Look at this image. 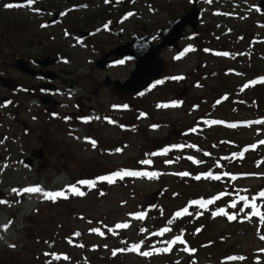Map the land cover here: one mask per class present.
<instances>
[{
    "label": "rangeland",
    "instance_id": "obj_1",
    "mask_svg": "<svg viewBox=\"0 0 264 264\" xmlns=\"http://www.w3.org/2000/svg\"><path fill=\"white\" fill-rule=\"evenodd\" d=\"M20 1L0 0V264H264V89L248 90L264 73L262 0ZM194 2L198 27L179 55L161 51L164 71L145 93L115 86L132 60L97 67L134 35L158 42ZM52 13L63 21L47 23ZM38 40L59 61L46 67L59 76L54 94L13 64ZM242 144L256 146L241 154Z\"/></svg>",
    "mask_w": 264,
    "mask_h": 264
},
{
    "label": "water",
    "instance_id": "obj_2",
    "mask_svg": "<svg viewBox=\"0 0 264 264\" xmlns=\"http://www.w3.org/2000/svg\"><path fill=\"white\" fill-rule=\"evenodd\" d=\"M264 6V0L259 4V8ZM202 10L194 2L192 8L183 16H180L169 23L168 26L160 28L157 33L161 37V42L154 44L152 38L146 35H135L131 40L116 46L110 53L112 57L99 58L96 65L99 69H105L109 63H114L118 59L133 60L134 67L128 78L117 81L116 88L123 94L140 95L146 92L164 71L165 60L162 57L161 50L164 48L175 49L179 47V41L184 37L187 28L196 29L199 25ZM61 17L58 14L53 20ZM90 33H87L89 36ZM178 48L177 53H181ZM21 72L30 76H35L37 71L24 59H18L14 64ZM44 67L49 63L42 64ZM39 153L33 150L35 157ZM32 157L25 159L29 165L32 164ZM158 193V192H156Z\"/></svg>",
    "mask_w": 264,
    "mask_h": 264
},
{
    "label": "flooded vegetation",
    "instance_id": "obj_3",
    "mask_svg": "<svg viewBox=\"0 0 264 264\" xmlns=\"http://www.w3.org/2000/svg\"><path fill=\"white\" fill-rule=\"evenodd\" d=\"M26 2L27 1H24V2H21V3H26ZM43 10H44V12H47L48 11V7L43 6ZM54 14L52 13L51 15H49V18L47 19V23H49V24H55V23H59V22H62L63 21V17L65 16L64 14H62V18L61 17L58 18L57 21H55V22L51 21L59 13L58 14H55V15ZM110 26L111 25H107V27H110ZM149 37L152 38V41L155 44H158L161 41V39L159 38L158 42H155L154 41V38L152 36H149ZM44 44L45 43L42 40H38L37 45L41 49L40 50H36L35 51V55L29 56L27 58L29 60H31V59L34 60L35 65H36V68L32 65V63L29 60H26V58H22V59H24L25 61H27L37 71V74L35 76H32V78H35V79L38 80L39 91H42L44 93L51 92V94H54V93H57V91H59V88H58L57 84L54 83L53 81H56L57 80V77H59V76H58V74L56 72H54L50 68L44 67L42 64H44V63L47 62L49 64H52L51 66H54L55 64H58L59 61L57 59L53 58V56L51 55V52L45 48V45ZM118 45H116V46H118ZM116 46H114L109 51H107L104 54H102L99 58H106V57L110 58V57H112V54L110 52ZM99 58H97V59H99ZM18 59L19 58H17L13 64H15ZM118 61H120V60H118ZM118 61H116L114 63H109V64L110 65H112V64L114 65V64L118 63ZM27 76H28V74H27ZM106 79H107V81L109 80L108 77Z\"/></svg>",
    "mask_w": 264,
    "mask_h": 264
},
{
    "label": "trees",
    "instance_id": "obj_4",
    "mask_svg": "<svg viewBox=\"0 0 264 264\" xmlns=\"http://www.w3.org/2000/svg\"><path fill=\"white\" fill-rule=\"evenodd\" d=\"M111 10V9H110ZM103 11V13L102 12H100L101 14V17H100V15H99V17H100V19H102V20H104V19H111V18H113V16H112V14L110 15V14H108V11L107 10H102ZM99 14V13H98ZM250 33V31H239L237 34H238V36H240V35H242V36H240V38L241 39H243V35L244 34H246V37L249 39V43H250V45H251V50H253L252 48L254 47V45H255V47L256 48H258L257 46H258V42H259V39H258V37L257 36H255V34L254 33H252V34H249ZM231 49H233L237 54H239V57L238 58H240V55H241V48L238 46V45H235L234 47H232ZM228 53L229 52H226V51H223V54L226 56V55H228ZM249 56H250V59L252 58L251 56H252V52L251 51H249ZM253 81V80H252ZM249 85V92H251L252 94H255V93H258V92H260V91H262L263 89H264V73L262 74V79L261 80H254L253 82H249L248 83ZM225 101V99L224 100H221L220 102H224ZM258 116H257V118H255V123H258L257 125H259L258 127V131L259 130H261V129H263L264 128V117H262V115L264 116V110H261V109H259L258 110ZM225 121H227V120H225ZM258 121V122H257ZM248 122H250V119L248 120ZM251 122H253L252 120H251ZM251 125V124H250ZM232 128H235V127H232ZM227 130H232L231 128H226ZM260 139H262V144L263 145H258V147H263V151H264V136H262V138H260ZM194 146V145H193ZM256 145H248V146H246L245 144H242L241 146H240V149H239V152L241 153V154H245L246 153V151L248 152V151H252V149H253V147H255ZM256 149V148H255ZM255 156V153H252V156L251 157H249V160H247L246 162H249L253 157ZM252 161V160H251ZM247 167H250L249 166V163H247ZM217 176L218 175H221V174H216ZM252 175V172H247V174H246V177H252L251 176ZM221 179H217V180H215V182H212L214 185H215V187L217 188V189H221L222 187H223V182L222 181H220ZM222 197V196H221ZM221 197H219L218 199H216V200H214V201H212V203H214V202H220L221 200ZM193 199H195V198H192V199H190V201H192ZM194 207V206H193ZM189 213V210H188V212L186 213V214H188ZM185 214V215H186ZM185 215H183V216H181V217H178L177 218V220H174L171 224H169L170 225V227H172L173 229L172 230H174V231H177L179 228H180V220H182L184 217H185ZM169 228V227H168ZM199 230H200V232L202 231V229L201 228H198ZM177 233V232H176ZM178 237H180V236H178ZM184 239V238H183ZM185 241V240H184Z\"/></svg>",
    "mask_w": 264,
    "mask_h": 264
},
{
    "label": "snow or ice",
    "instance_id": "obj_5",
    "mask_svg": "<svg viewBox=\"0 0 264 264\" xmlns=\"http://www.w3.org/2000/svg\"><path fill=\"white\" fill-rule=\"evenodd\" d=\"M27 3L29 5H31L32 3H34V0H27ZM6 7H12V5H6ZM126 107V106H125ZM144 163H149V161H145ZM134 174V173H133ZM185 175H187V173H185ZM199 178V177H197ZM100 179H107L106 177H101ZM81 183H88L86 181H81ZM13 191H16L15 189H13ZM23 191H27V192H39L41 191V189L39 187H35V188H28V189H24ZM73 191H75V188L73 187ZM80 195H83L84 193H79ZM46 197H52L54 198L55 196H62L64 195L63 192H58V193H46L45 194ZM262 196H264V193H261ZM3 202V201H0ZM209 203H211V201H209ZM235 206V205H233ZM179 215V213L177 214ZM230 219H235V216H230ZM262 219H264V217H262ZM122 226H126V225H117V227H122ZM7 227V226H5ZM262 239H264V236L261 237ZM177 239H179V237H177ZM144 255H148L149 253H143ZM230 259H235V258H230ZM239 259H243V257H240Z\"/></svg>",
    "mask_w": 264,
    "mask_h": 264
},
{
    "label": "bare ground",
    "instance_id": "obj_6",
    "mask_svg": "<svg viewBox=\"0 0 264 264\" xmlns=\"http://www.w3.org/2000/svg\"><path fill=\"white\" fill-rule=\"evenodd\" d=\"M40 198H36V202L39 201Z\"/></svg>",
    "mask_w": 264,
    "mask_h": 264
}]
</instances>
